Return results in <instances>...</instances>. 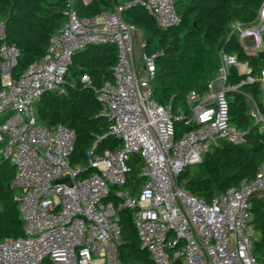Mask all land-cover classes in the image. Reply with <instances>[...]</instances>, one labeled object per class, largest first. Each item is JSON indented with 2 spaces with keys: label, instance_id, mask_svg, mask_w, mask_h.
Instances as JSON below:
<instances>
[{
  "label": "built area",
  "instance_id": "2783aa9c",
  "mask_svg": "<svg viewBox=\"0 0 264 264\" xmlns=\"http://www.w3.org/2000/svg\"><path fill=\"white\" fill-rule=\"evenodd\" d=\"M63 2L65 24L51 36L45 54L18 76L21 51L1 37L0 154L16 167L12 186L21 191L24 235L0 242V264H126L119 249L120 208L132 211L141 246L154 264H264L255 255L262 233L253 212L254 198L264 199V163L254 177L210 200L180 183L187 167L202 163L224 142L248 139L249 129L232 122V93L245 97L248 114L264 133V67L254 74L247 60L228 51L234 39L248 54L264 52V1L252 21L230 23L216 76L204 90L188 91V112L178 114L172 98L161 104L154 96L163 52H148L143 39L137 57V28L124 18L126 9L141 5L159 28L175 27L181 22L176 0H131L92 17L82 16L75 0ZM105 44L118 51L113 79L97 86L89 74L77 78L92 89L110 120L104 136L115 135L122 145L98 153L94 146L89 172L71 162L75 129L61 122L47 127L36 106L48 93L68 95L77 85L70 71L76 53ZM254 84L262 101L246 88ZM178 121L193 128L177 135ZM136 163L142 179L133 193L128 184Z\"/></svg>",
  "mask_w": 264,
  "mask_h": 264
},
{
  "label": "trees",
  "instance_id": "16d2710c",
  "mask_svg": "<svg viewBox=\"0 0 264 264\" xmlns=\"http://www.w3.org/2000/svg\"><path fill=\"white\" fill-rule=\"evenodd\" d=\"M129 1L131 0H92L85 5L82 0H75V7L82 16L92 17L112 9L116 4L125 5ZM263 1L176 0L181 22L169 29L159 28L141 5L126 9L124 18L142 31L147 51L151 49V52H163L157 60V76L153 81L155 98L161 104H166L172 98L174 110L178 106L188 112V91L204 90L217 74L220 65L219 46L225 45L230 23L252 21ZM179 6L183 8V14ZM65 8L63 0H0V20L5 22V39L17 45L21 51L15 76L20 75L29 63L39 60L45 54L51 36L66 22ZM189 15L197 18V25L187 24ZM2 40L0 37V45ZM155 42L157 45L153 49ZM228 51L235 53L241 60H247L254 74H258L264 67V52L248 54L234 39L228 45ZM117 62L118 51L110 44L92 46L76 53L70 71L71 78H75L77 85L69 88L68 95L48 93L37 107L38 120L47 127L51 128L61 122L75 129L77 140L71 162L73 165H81L89 172L91 168L88 152L94 146L96 153L107 148L116 150L121 147L122 141L115 135L104 136L109 130L110 120L101 114L92 89L82 85L77 77L89 74L94 83L100 86L105 80L113 79ZM74 64L77 67L72 69ZM238 79L236 70H233L232 81ZM2 86L0 70V89ZM246 88L262 101V91L258 84ZM230 103L232 122L239 128L249 129L246 142L240 145L224 142L200 163L203 167L201 173L184 183L182 176L189 173L188 167L180 175L183 186L207 200L243 179L254 177L259 166L264 163V133L257 131L254 120L248 114L245 97L232 93ZM182 124L184 130L193 128L187 121H182ZM99 137H102L100 141ZM140 168V164L136 163L129 177L128 187L133 193L138 191L136 185L142 179L138 177ZM15 175L16 167L0 154V242L6 237L24 235L19 195L12 186ZM110 198L115 200V193ZM253 204L254 224L262 233L255 245V255L264 262V199L254 198ZM117 213L122 228L119 246L121 259L126 264H154L141 246L133 224L132 211L120 208Z\"/></svg>",
  "mask_w": 264,
  "mask_h": 264
},
{
  "label": "rangeland",
  "instance_id": "374dc122",
  "mask_svg": "<svg viewBox=\"0 0 264 264\" xmlns=\"http://www.w3.org/2000/svg\"><path fill=\"white\" fill-rule=\"evenodd\" d=\"M179 10L181 11V13H182V11H183V8L181 9V7L179 6ZM183 14V13H182ZM153 22V21H152ZM191 23H193V24H195V25H197L198 24V22H197V18H195V16H188V18H187V24H191ZM153 25L155 26V29H157L156 28V25L154 24V22H153ZM159 32H160V30H159ZM6 33H5V22H3V20H0V37H2V35H5ZM143 43V33H142V31L141 30H138L137 29V32H136V40H135V47H136V56L138 57V55H139V53H140V51L142 50V44ZM156 42L155 43H153V46H152V48L153 49H155V47H156ZM148 48H150V47H148ZM148 52H151V49H148ZM75 67H77V65H73V67H72V69H75ZM2 77V76H1ZM75 78L74 77H72L71 78V80H74ZM262 100V99H261ZM41 105V103H39L37 106H36V108L37 107H39ZM55 110V109H54ZM182 111V108H178V106H176V108H175V110H174V113L175 114H178V113H180ZM100 125H102L103 126V124H100ZM176 127H177V135H180L181 133H182V131L184 130V126H183V124H182V122L181 121H178L177 123H176ZM0 146H1V144H0ZM188 170H189V173L187 174V175H183L182 176V183H184L185 181H187L190 177H194V176H196L197 174H199V173H201L202 171H203V167H202V165H200V164H196V165H191L190 167H188ZM15 193L17 194V195H19L20 196V194H21V191H20V189H16L15 190Z\"/></svg>",
  "mask_w": 264,
  "mask_h": 264
},
{
  "label": "water",
  "instance_id": "95a60500",
  "mask_svg": "<svg viewBox=\"0 0 264 264\" xmlns=\"http://www.w3.org/2000/svg\"><path fill=\"white\" fill-rule=\"evenodd\" d=\"M221 46H222V45L219 46V49H221ZM257 125H258V124H257ZM257 125H256V127H257ZM63 181H67L68 183H70V179H69V178H65V179H63Z\"/></svg>",
  "mask_w": 264,
  "mask_h": 264
},
{
  "label": "crops",
  "instance_id": "0c3cea01",
  "mask_svg": "<svg viewBox=\"0 0 264 264\" xmlns=\"http://www.w3.org/2000/svg\"><path fill=\"white\" fill-rule=\"evenodd\" d=\"M85 5L89 4L92 0H82Z\"/></svg>",
  "mask_w": 264,
  "mask_h": 264
}]
</instances>
